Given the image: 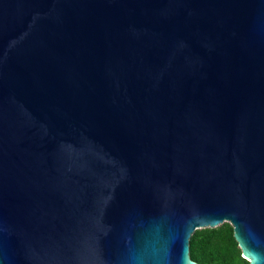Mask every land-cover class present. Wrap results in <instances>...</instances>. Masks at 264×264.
I'll use <instances>...</instances> for the list:
<instances>
[{
	"label": "water",
	"instance_id": "95a60500",
	"mask_svg": "<svg viewBox=\"0 0 264 264\" xmlns=\"http://www.w3.org/2000/svg\"><path fill=\"white\" fill-rule=\"evenodd\" d=\"M264 264V0H0V264Z\"/></svg>",
	"mask_w": 264,
	"mask_h": 264
},
{
	"label": "trees",
	"instance_id": "16d2710c",
	"mask_svg": "<svg viewBox=\"0 0 264 264\" xmlns=\"http://www.w3.org/2000/svg\"><path fill=\"white\" fill-rule=\"evenodd\" d=\"M189 246L191 258L199 264H249L242 257L234 227L229 222L196 229Z\"/></svg>",
	"mask_w": 264,
	"mask_h": 264
}]
</instances>
